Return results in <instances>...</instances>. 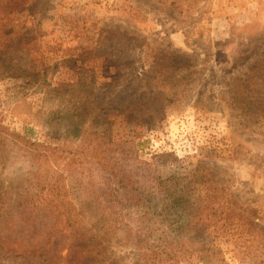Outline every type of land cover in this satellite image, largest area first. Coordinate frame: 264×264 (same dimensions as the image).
I'll list each match as a JSON object with an SVG mask.
<instances>
[{"label": "rangeland", "instance_id": "obj_1", "mask_svg": "<svg viewBox=\"0 0 264 264\" xmlns=\"http://www.w3.org/2000/svg\"><path fill=\"white\" fill-rule=\"evenodd\" d=\"M262 103L264 0H0V264H40L29 250L69 264L67 250L41 247L50 222L20 205L38 194L37 167L12 135L58 144L92 132L136 142L138 160L123 165L153 195L103 238L84 187L107 178L56 164L109 259L145 264L179 243L164 264H264ZM173 178L186 183L180 208L156 188Z\"/></svg>", "mask_w": 264, "mask_h": 264}, {"label": "trees", "instance_id": "obj_2", "mask_svg": "<svg viewBox=\"0 0 264 264\" xmlns=\"http://www.w3.org/2000/svg\"><path fill=\"white\" fill-rule=\"evenodd\" d=\"M256 109L260 112L264 111V103L259 104ZM94 130L101 132V129ZM12 136L19 138L27 161L37 167L32 187L38 189V194L30 199L21 195L19 200H22L20 205L37 210L41 218L50 222L38 235V238L45 243L41 247L55 246L60 253L63 249L67 250L66 260L69 264H118L115 258L107 257L109 248L101 240L86 237L87 231L82 227L80 206L67 197L64 180H61L59 173L56 175L54 171L57 170L56 164L62 163L63 169L69 173L80 171L81 174L90 177L95 172L107 178L108 181H103L100 185L95 186L89 182L84 187L86 201L83 203L100 215V219L96 221L101 228L107 230L103 232V235L101 234L103 238H106L111 235L110 233L115 232L117 226L119 227V222H123L124 213L132 209L144 208L146 202L153 196L151 190L141 188L129 176L123 165L127 161L136 162L138 160L136 142L133 139H126L124 143L121 142L123 148H119L116 142L103 139L94 132L88 133L87 136L83 135L77 141L78 143L65 138L58 144L37 143L27 135ZM155 182L158 191L161 190L160 198H168V201L177 208L183 205L184 198L182 197L187 194L183 190L186 186L184 179L175 178L174 180L173 178L170 181L156 179ZM195 184L194 182L192 185ZM23 191L28 193L26 189ZM205 195L198 203L202 209H209L216 201V197ZM0 200L4 205V198ZM208 216L213 218L216 215ZM7 217V214L0 215V222H4ZM197 220L194 222L196 225ZM209 226L210 224L202 225L201 229H206L207 232ZM1 234L2 232H0V244L5 241ZM128 236L132 237L131 234ZM172 246V244L165 243L161 250L157 248L150 251L145 264H164L167 261H174L181 254V250L176 249H181L182 245L177 243L176 248ZM0 247L4 248L3 245ZM38 252L29 250L22 254L41 258L40 264H51L46 251ZM0 261L4 262L3 259Z\"/></svg>", "mask_w": 264, "mask_h": 264}]
</instances>
